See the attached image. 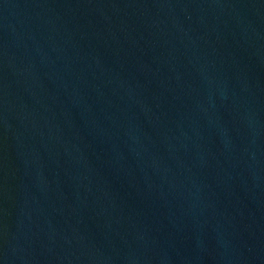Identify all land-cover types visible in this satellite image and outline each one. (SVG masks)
Wrapping results in <instances>:
<instances>
[{
	"label": "water",
	"instance_id": "water-1",
	"mask_svg": "<svg viewBox=\"0 0 264 264\" xmlns=\"http://www.w3.org/2000/svg\"><path fill=\"white\" fill-rule=\"evenodd\" d=\"M0 264H264V0H0Z\"/></svg>",
	"mask_w": 264,
	"mask_h": 264
}]
</instances>
